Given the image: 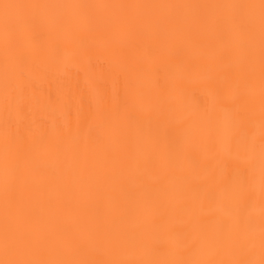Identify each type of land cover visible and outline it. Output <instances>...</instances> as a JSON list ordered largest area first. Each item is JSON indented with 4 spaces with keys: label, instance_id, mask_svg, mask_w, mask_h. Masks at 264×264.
<instances>
[{
    "label": "snow or ice",
    "instance_id": "6c2138e0",
    "mask_svg": "<svg viewBox=\"0 0 264 264\" xmlns=\"http://www.w3.org/2000/svg\"><path fill=\"white\" fill-rule=\"evenodd\" d=\"M0 264H264V0H0Z\"/></svg>",
    "mask_w": 264,
    "mask_h": 264
},
{
    "label": "bare ground",
    "instance_id": "6f19581e",
    "mask_svg": "<svg viewBox=\"0 0 264 264\" xmlns=\"http://www.w3.org/2000/svg\"><path fill=\"white\" fill-rule=\"evenodd\" d=\"M93 2H179V0H93Z\"/></svg>",
    "mask_w": 264,
    "mask_h": 264
}]
</instances>
